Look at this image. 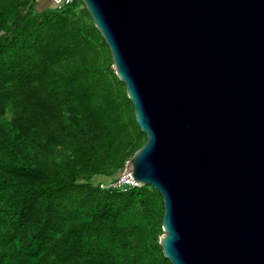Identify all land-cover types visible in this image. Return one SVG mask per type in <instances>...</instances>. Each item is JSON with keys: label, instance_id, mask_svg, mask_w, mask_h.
I'll return each instance as SVG.
<instances>
[{"label": "trees", "instance_id": "obj_1", "mask_svg": "<svg viewBox=\"0 0 264 264\" xmlns=\"http://www.w3.org/2000/svg\"><path fill=\"white\" fill-rule=\"evenodd\" d=\"M146 141L82 0H0V264H172L161 193L103 186Z\"/></svg>", "mask_w": 264, "mask_h": 264}, {"label": "water", "instance_id": "obj_2", "mask_svg": "<svg viewBox=\"0 0 264 264\" xmlns=\"http://www.w3.org/2000/svg\"><path fill=\"white\" fill-rule=\"evenodd\" d=\"M147 141L172 264H264V0H82ZM53 5H59L51 1Z\"/></svg>", "mask_w": 264, "mask_h": 264}, {"label": "built area", "instance_id": "obj_3", "mask_svg": "<svg viewBox=\"0 0 264 264\" xmlns=\"http://www.w3.org/2000/svg\"><path fill=\"white\" fill-rule=\"evenodd\" d=\"M52 2L61 5H66L75 2L76 0H51ZM103 186L113 189H128L140 186V184L136 181L132 172L129 171L126 166L122 170V172L118 175V177L109 183L103 184Z\"/></svg>", "mask_w": 264, "mask_h": 264}]
</instances>
